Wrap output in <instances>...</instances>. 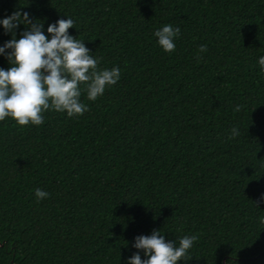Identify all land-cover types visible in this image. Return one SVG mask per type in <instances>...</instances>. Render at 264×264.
<instances>
[{
	"label": "trees",
	"instance_id": "1",
	"mask_svg": "<svg viewBox=\"0 0 264 264\" xmlns=\"http://www.w3.org/2000/svg\"><path fill=\"white\" fill-rule=\"evenodd\" d=\"M15 11L49 39L73 19L121 76L96 101L82 92V116L0 121V264H127L157 229L199 237L177 264H264V0H0V20ZM166 24L171 54L154 36ZM11 38L0 25V47Z\"/></svg>",
	"mask_w": 264,
	"mask_h": 264
},
{
	"label": "clouds",
	"instance_id": "2",
	"mask_svg": "<svg viewBox=\"0 0 264 264\" xmlns=\"http://www.w3.org/2000/svg\"><path fill=\"white\" fill-rule=\"evenodd\" d=\"M25 25L26 30L16 38L15 29ZM71 18L59 19L49 24L44 34L43 22L31 18L28 12L15 11L0 20L6 33L12 38L0 47L10 67L0 68V121L11 118L19 126L29 124L40 126L44 123L43 113L48 110L66 112L68 117L82 116L89 110L81 102L82 92H86L89 101H96L106 88L115 85L121 76L120 69H101V58L93 57L84 41L69 34L74 28ZM180 35V28L166 24L156 30L154 36L158 45L166 53L175 51V39ZM10 50V51H8ZM207 45H200L199 52H207ZM201 59L197 56V62ZM264 71V56L258 61ZM84 85V88H81ZM235 111H240L237 106ZM240 135L234 127L232 136ZM37 200L46 199L49 193L36 189ZM264 201V195L261 197ZM257 207L258 203L253 202ZM197 235H185L175 241H166L160 229L151 235L134 238L133 247L143 250L146 259H141L139 252L133 253L127 264H177L188 261V250L192 248Z\"/></svg>",
	"mask_w": 264,
	"mask_h": 264
}]
</instances>
